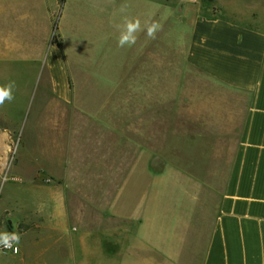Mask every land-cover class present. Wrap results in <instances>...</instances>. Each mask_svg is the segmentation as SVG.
I'll return each mask as SVG.
<instances>
[{
	"label": "crops",
	"instance_id": "1",
	"mask_svg": "<svg viewBox=\"0 0 264 264\" xmlns=\"http://www.w3.org/2000/svg\"><path fill=\"white\" fill-rule=\"evenodd\" d=\"M89 1L76 0L80 15L67 22L65 0L56 22V0H0V60L19 64L22 87L35 83L12 175L19 187L57 192L27 201V214H0L4 232L20 235L18 252L0 250V264H264V29L201 16V0H181L187 64L234 95L209 102L201 132L182 101L131 102L143 109L133 117L125 103L85 98L104 90L103 77L111 82L101 61L121 50L129 61L142 42L99 41V25L112 18L86 21L104 11ZM215 5L264 24L233 2ZM86 22L97 29L83 32ZM152 123L163 130L148 133ZM205 136L218 142L201 150Z\"/></svg>",
	"mask_w": 264,
	"mask_h": 264
},
{
	"label": "rangeland",
	"instance_id": "2",
	"mask_svg": "<svg viewBox=\"0 0 264 264\" xmlns=\"http://www.w3.org/2000/svg\"><path fill=\"white\" fill-rule=\"evenodd\" d=\"M70 1L66 13H64L67 22L76 21L79 14L80 4L76 3V0ZM160 1L93 0L86 2L89 7L95 4L101 6L104 10L103 12L92 11V15L87 14L86 21H92L94 18L104 20L107 19V16L110 17L109 20L112 18L111 24H103L98 27L100 31L98 39L101 42L109 37L118 38L120 33L117 25H122L125 18H138L142 28H144L146 22L156 21L161 25V29L157 32L155 39L148 38L145 31L137 33V37H140L142 42L133 46L135 50L131 51V60L124 61L123 59L128 56L125 50H121L120 59L113 57L114 59L101 61V65L105 64L112 67V74L109 76L111 82L108 81L107 77H103L104 90L98 92L95 96L92 91H89L85 93V98L90 99V101L103 99L113 103H125L127 107H122L120 110L129 115L131 114L133 117L139 111H142L139 115H143V109L134 107L135 109L131 111V102L182 101L184 103V116L190 117L192 111H196V115H199L201 120V132H205L209 102L229 99L234 95L220 83L203 73L193 70L187 64L186 51L191 27L189 22L182 18L183 12L181 10L184 3H181V0ZM227 1L233 2L247 11L257 13L261 21L264 22V0ZM56 2L55 20L57 22L63 2L62 0H56ZM126 4H131V10L125 7V10L121 11V6ZM204 6H207V8H204ZM199 14L207 18L231 19L252 28L264 29V24L260 22L257 15L249 17L227 15L216 7L215 1L210 3L209 0H206V3H204L201 0ZM93 27V24L86 22L82 31L92 30L90 28ZM93 29L95 30L97 27ZM117 64L118 66L123 64V68L119 69L116 66ZM0 65H5L0 67V73L2 72L0 74V85H6L10 82L15 83L13 89L14 99L6 101L4 105L0 106V214L8 209H15L17 214L24 215L33 211V205L31 206L27 201L38 197L49 199L55 197L57 192H46L29 186L19 187L16 183L17 180L12 175V166L15 164L17 148L21 142V133L25 128L22 121L23 119L26 121L32 112V102L35 96H32L29 90L35 83L32 81L30 88L22 87L16 72L14 73L17 70L16 67L19 66L18 63L0 60ZM95 103L94 101L89 103V107H93ZM161 130L163 128L159 123H152L148 133L158 134ZM186 132H189L188 126H186ZM209 142L214 145L218 141H209L205 136L204 139L201 138L199 141L200 149H206ZM180 143V139L173 140V138H169L168 140V145L173 148L178 147ZM183 143L181 148L185 149L184 162L190 163L191 157L187 154L192 147L191 140L184 139ZM219 143L222 146L224 144L222 140ZM186 148H188V151ZM85 161L86 158H80L79 165L83 166L82 164ZM2 218L5 219V216L2 215ZM10 221L13 222V225H16L14 217L10 218ZM0 232H4L3 226H0Z\"/></svg>",
	"mask_w": 264,
	"mask_h": 264
},
{
	"label": "clouds",
	"instance_id": "3",
	"mask_svg": "<svg viewBox=\"0 0 264 264\" xmlns=\"http://www.w3.org/2000/svg\"><path fill=\"white\" fill-rule=\"evenodd\" d=\"M126 6H121V11L125 10ZM119 30L118 46L123 48L125 46H132L136 43L137 33L145 31L146 36L150 39H155L157 32L161 29V25L156 22H146L144 28L141 27L140 20L125 18L122 25H117ZM15 87L14 82H10L6 85H0V106L4 105L6 101L14 99L13 89ZM20 241V235L18 233L0 232V247L4 249H12L14 245H17ZM18 251V248L15 249Z\"/></svg>",
	"mask_w": 264,
	"mask_h": 264
},
{
	"label": "built area",
	"instance_id": "4",
	"mask_svg": "<svg viewBox=\"0 0 264 264\" xmlns=\"http://www.w3.org/2000/svg\"><path fill=\"white\" fill-rule=\"evenodd\" d=\"M16 248H18V246L14 245L12 249H4L3 247H0V250L5 253H16L18 252L15 250Z\"/></svg>",
	"mask_w": 264,
	"mask_h": 264
},
{
	"label": "trees",
	"instance_id": "5",
	"mask_svg": "<svg viewBox=\"0 0 264 264\" xmlns=\"http://www.w3.org/2000/svg\"><path fill=\"white\" fill-rule=\"evenodd\" d=\"M215 0H209L210 3L214 2ZM62 2L64 3L65 0H62ZM204 3H206V0H203ZM204 8H207V6H204Z\"/></svg>",
	"mask_w": 264,
	"mask_h": 264
}]
</instances>
